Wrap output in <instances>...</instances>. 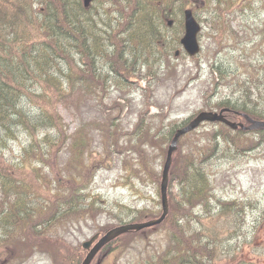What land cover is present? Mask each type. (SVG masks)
<instances>
[{"label":"trees","instance_id":"16d2710c","mask_svg":"<svg viewBox=\"0 0 264 264\" xmlns=\"http://www.w3.org/2000/svg\"><path fill=\"white\" fill-rule=\"evenodd\" d=\"M112 1L114 7L104 9L108 18L122 28L140 20L147 26H154L155 21L161 25L155 13L180 1L194 11L198 5L199 9L210 6L217 11L213 25L208 23V34L218 43L227 34L234 43L240 40L237 31L231 29L238 12L247 28L253 22L260 29L249 42L264 37V0H130L128 7L122 0ZM94 6L93 0L88 7L84 0H0V59L10 56L18 69L0 65V264H16L18 249L28 252L24 255H34L44 246L53 256V244L59 240L63 243L62 226H68V222L62 223L73 213L92 209L99 215L120 219L117 212L123 206L97 203L95 192L89 196L86 192L93 182L94 170L105 162L121 167L124 173H120L117 186L133 189L143 206L154 199L152 206L128 207L129 221L141 222L161 213L157 197L167 146L175 129L188 119L171 123L164 118L155 127L152 120L157 115L147 117L148 112H144L130 131L120 132L119 114L110 111L121 113L126 104L113 97L111 88L125 101L135 95V90L144 89L140 82L152 88L149 85L157 82L162 69H169L168 60L179 48L182 18L173 19L175 30L167 45L159 42L153 53L142 56L132 55L137 39H124L129 50L126 53L114 42L116 38L110 42L106 34L112 51L103 57V65L108 63L109 67L100 73L93 63L101 53L94 57L89 53L92 38L98 34L88 38L81 34L90 23ZM114 9L121 11V18L117 19ZM249 14L254 15L252 20ZM247 32L242 29L244 35ZM253 57L257 60L251 67L254 73L242 76L227 55L215 50L213 59L208 60L206 80L211 92L202 110L227 107L264 121L260 103L264 99V44L254 50ZM221 89L228 92L227 98L215 101L214 95ZM138 104L145 105L144 96ZM61 109L76 122L72 132ZM227 117L244 122L243 117L233 113ZM130 132L132 138L141 140L133 144L135 152L126 157L123 152H115L114 147L120 146L121 135ZM261 145L264 129L232 130L221 123H204L181 137L169 172L168 215L154 229L117 238L122 244L118 248L123 251L130 239L139 237L146 241L147 257L141 254L138 264H242L239 257L244 245L238 242L234 247V241H229L233 228L230 234L222 232L229 234L224 239L220 237L219 224L225 218L227 223H243L241 211L246 207L237 200H224L217 192V162L235 161ZM60 152L63 164L57 157ZM62 166L66 175L44 177V170ZM146 186L154 192L150 198L142 190ZM122 222L120 219L107 224L103 233ZM263 222L264 213L257 220L256 233L264 234ZM160 231L163 243L151 245L150 235ZM253 238L246 236L249 245L254 243ZM253 249L248 252L253 253ZM73 252L61 264H80L83 249L76 246Z\"/></svg>","mask_w":264,"mask_h":264},{"label":"rangeland","instance_id":"374dc122","mask_svg":"<svg viewBox=\"0 0 264 264\" xmlns=\"http://www.w3.org/2000/svg\"><path fill=\"white\" fill-rule=\"evenodd\" d=\"M198 8H200L199 5ZM203 8L204 6L201 9ZM238 14L239 12L231 26V29L237 31L240 37L238 42L234 43L231 36L227 34L218 43L216 38L208 34L210 32L208 23L212 24L214 18H205L206 16H201L198 13L203 22V33L200 36L203 50L198 61L183 58L177 61L173 58L168 60L170 64L169 69L161 70L157 82L154 85L153 82L151 83L152 85H149L152 88L147 89L148 86H145L144 90H135V95L128 96V102L118 98L119 93L115 94L117 91L112 87L111 93L113 97L117 98L119 103L126 104L125 109L121 113H118V110L110 111L114 115L119 114L121 119L120 132L130 131L144 112H148L147 117L157 115L152 120L156 127L160 125V120L164 118V121L174 123L179 120L188 119L202 110L204 101L208 93L210 94L211 92L206 80L209 74L208 70L210 69L208 60L211 61L213 59L215 50L219 51L220 55H227L228 61L242 76H246L247 72L254 73L251 67L257 60L254 59L253 53L256 48H263L264 37L261 39L254 38L252 42H249L250 36L259 32L260 29L253 22H250V26L247 28L244 20L238 17ZM253 18L251 17L250 20ZM243 28L248 29L246 35L242 33ZM223 29L224 26L222 25ZM198 62L201 63V66ZM219 91L214 95L215 101L220 98H227L228 92L223 89ZM143 96L145 97V105H140L138 103L143 99ZM60 112L68 124V128L73 130L76 127V122L71 119V116L66 111L61 109ZM150 126L152 127L153 125ZM131 132L124 136L121 135L120 146L114 147L115 152H123L126 157L135 152L136 147L133 144L141 139L139 137L132 138ZM143 133H145V130ZM151 149L152 147L150 146L147 150L151 151ZM57 157L59 162L63 164L61 152ZM100 165L102 168H97V171L96 169L94 170L95 172L93 171V182L86 191L88 196L94 191L97 203L123 206L124 208L117 212L121 220L130 219L129 215L131 212H128V207L140 209L147 207L146 205L152 206L154 199L152 201L148 200L150 204L143 206V201L138 198L133 189L130 187H117L116 182L121 178L120 173H124L120 169L121 167L112 166L109 162H105V165ZM217 168L220 169L217 172L220 181L218 188L221 189H218L217 192L220 196H225L226 198L230 196L233 199H244L245 197L252 199L251 205L241 211L243 223H227L226 218L220 220L221 224H219V227L221 234L219 236H222L224 239V237L230 234V229L233 228V238L229 241H234V247H236L238 242L244 245L245 250L239 257L242 260V264H264V234L256 233L258 229L255 231L256 226L258 227L257 220L264 213V145L247 150L244 155L239 156L235 161L227 162L226 160H221L217 162ZM43 172L44 177H61L67 174L64 166L46 169ZM142 190H144L143 192L149 198L151 197V193L154 194L151 186H146ZM120 219L116 217L111 218L107 214L99 215L97 210L92 209L87 213H73L71 217L62 223L68 222V226H62L65 235L63 243L65 245L61 240L56 241L53 244V256L49 250H44V246L41 247L40 252L34 255H24L28 252H22L18 249L19 258L16 260V264H52V262L61 264V261H66V259L72 257L74 253L73 249L76 246L80 247L82 242L95 234H102L107 224ZM224 231H227L229 234L222 233ZM161 234L162 231L150 235L149 240L151 244L157 246L159 241H161ZM254 235H256L255 238H253ZM246 236H251V239H254V243L249 245ZM224 242L226 241L223 240ZM225 245L228 244L225 243ZM145 246V241L135 239L132 245L128 247L127 259L124 258L118 264H138L142 255H144V258L147 257ZM251 248H254L253 253L248 252ZM102 260L103 258H99L96 264H102ZM107 264H113V262L111 261Z\"/></svg>","mask_w":264,"mask_h":264},{"label":"bare ground","instance_id":"6f19581e","mask_svg":"<svg viewBox=\"0 0 264 264\" xmlns=\"http://www.w3.org/2000/svg\"><path fill=\"white\" fill-rule=\"evenodd\" d=\"M145 0H141V3H144ZM168 1V0H167ZM122 2L127 6L130 4V0H122ZM93 4L96 5L92 8L90 14V23L81 31V34L88 38L93 35L98 34V37L92 38V47L90 49V56L94 57L101 53V57H97L93 63V66L96 69H99L98 72H103L105 69L109 67V64L106 63L103 65V57L107 55V53L112 51L111 43L113 39H117L114 42L120 47L121 50H124L126 53L129 51L127 48V44L124 42V39L130 37V39H137L134 44V50L132 51V55H146V53H153L154 48L157 47L159 42L164 45L169 43L168 39L172 37L174 32V22L168 24V20L173 18L180 20L185 11V5L182 2L175 1L170 4L169 8L166 10H162L161 12H156L155 17H158V21L161 20V25L158 22H154V26H147L145 21L140 20L133 23L128 24L125 27H119V25L114 24L107 16L104 8L114 7L112 0H93ZM55 10H56V6ZM128 7V6H127ZM54 10V11H55ZM58 11L54 12L55 15ZM114 15L117 16V19L122 17V13L120 10L114 9ZM198 13L202 16H206L205 18L213 19L216 16L217 11L215 9L209 7H204L200 9ZM67 15L72 16L70 12H67ZM250 17H253V14H249ZM106 34H108V41L105 40ZM1 66H9L13 70L18 71L14 65L11 63V57L5 56L0 59ZM103 67V68H102ZM260 103L264 108V99H260ZM18 134L13 135L11 138L16 137Z\"/></svg>","mask_w":264,"mask_h":264},{"label":"water","instance_id":"95a60500","mask_svg":"<svg viewBox=\"0 0 264 264\" xmlns=\"http://www.w3.org/2000/svg\"><path fill=\"white\" fill-rule=\"evenodd\" d=\"M85 5L89 3V0L84 1ZM184 28L185 33L184 36L181 39V44L184 48V50L187 52L188 55L194 56L196 55L200 48L197 41V34L200 30V27L198 23L195 21V19L192 16L191 11L186 10L184 12ZM223 122L227 124L229 127L236 129L237 124L228 122L224 119L222 116V111L219 113L215 112H200L195 118H193L186 126L178 129L168 147L167 155H166V161L164 163L163 171H162V179L160 183V194H161V205H162V214L158 219L146 221L143 223H132V224H126L122 226L115 227L111 230H109L106 234H104L102 237L98 239V241L94 244V246L89 250L87 253L85 259L83 260L82 264H90L92 259L94 258L95 254L108 242H110L115 237L127 233L129 231H139L144 228H149L156 226L160 224L164 218L166 217L168 213V204H167V185H168V174L169 169L171 166V156L172 152L176 149V144L179 139V137L185 135L186 133L194 130L197 128L202 122ZM264 125V123L260 122H253L251 126L253 127H259ZM242 127V125H239ZM95 239H91L87 242L83 243V248L89 249L92 245L93 241Z\"/></svg>","mask_w":264,"mask_h":264}]
</instances>
